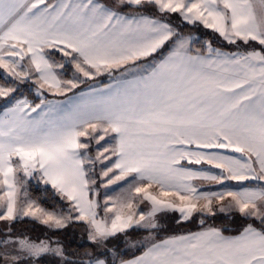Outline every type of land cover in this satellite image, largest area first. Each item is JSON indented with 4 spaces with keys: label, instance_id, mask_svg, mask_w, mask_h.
<instances>
[{
    "label": "snow or ice",
    "instance_id": "1",
    "mask_svg": "<svg viewBox=\"0 0 264 264\" xmlns=\"http://www.w3.org/2000/svg\"><path fill=\"white\" fill-rule=\"evenodd\" d=\"M183 23L234 50L194 48ZM0 100V264H115L107 245L130 229L144 251L120 264H264V0H0ZM217 211L235 234L158 237L169 213L203 226ZM26 219L51 235L17 233ZM74 224L91 249L54 238Z\"/></svg>",
    "mask_w": 264,
    "mask_h": 264
},
{
    "label": "trees",
    "instance_id": "2",
    "mask_svg": "<svg viewBox=\"0 0 264 264\" xmlns=\"http://www.w3.org/2000/svg\"><path fill=\"white\" fill-rule=\"evenodd\" d=\"M174 23H180L179 18H175L173 20ZM181 28L185 34H191L192 36H196L198 43L193 45L194 48L201 47L205 41H210L213 47L221 48L224 51L234 50L232 46L227 45L225 41L218 35V33L213 32L211 29L204 28L203 25L200 24H181ZM198 36V38H197ZM56 60H61V54L52 51ZM67 71L64 72V78H70L71 69L70 65H66ZM100 83H107L109 81V77L104 75L98 78ZM83 87V86H82ZM19 93L23 96H26L30 101L35 103H39V98L35 96V87L30 84L21 85L19 89ZM68 95H71L69 93ZM45 96L49 100H59L64 99V96H53L51 93H45ZM2 109H0L1 111ZM47 188V191H45ZM28 193L30 197L34 200H38L41 206L49 209V210H59L63 206V201L60 200L59 196L54 193V190L50 188V186H45L42 183H39L37 180H30L28 182L27 187ZM177 216L173 213L167 214V216L162 217L161 223L165 226L163 231L158 233L159 236L163 235H171V234H180L184 232H194L201 230L203 227L214 226L222 229H227L225 231L226 234H234L235 230L239 227L240 219L237 215L229 214V213H216L215 216H207L205 225H201L199 223L202 218L201 214L197 213L194 215L193 219L181 224L176 223ZM2 227V225H0ZM15 230L17 233H26L30 235L32 238H40L43 239L46 235H51L50 232L43 226L36 222L30 220H24L15 225ZM131 233L127 237L123 235H118L116 238H111L107 247L112 249V252H109L107 259L109 261L115 260V264H118L121 259L127 260L137 254H139L143 248L135 247L133 244L137 245V242L144 235L145 232L140 231L136 232L133 230H129ZM146 234V233H145ZM60 239L64 245L66 250L69 253L83 252L86 249H91V245L87 239V232L82 224H74L70 225L67 229L57 233L56 237ZM115 253L113 256L112 253ZM70 259L76 260L79 259L78 256L72 255L69 257ZM44 260L47 264H54L53 257H45Z\"/></svg>",
    "mask_w": 264,
    "mask_h": 264
},
{
    "label": "rangeland",
    "instance_id": "3",
    "mask_svg": "<svg viewBox=\"0 0 264 264\" xmlns=\"http://www.w3.org/2000/svg\"><path fill=\"white\" fill-rule=\"evenodd\" d=\"M197 24H199V23H197ZM191 25H192V24H191ZM200 25H202V24H200ZM218 35H219V34H218ZM193 38L196 39V36H195V37L193 36ZM197 38H198V36H197ZM196 40H197V39H196ZM54 100H55V99H54ZM59 100H60V99H59ZM2 104H3V100H0V105H2ZM198 167H200V166H198ZM205 167H207V166H205ZM215 171H218V170H215ZM30 180H31V179H30ZM30 180H29V181H30ZM29 181H28V182H29ZM26 187H28V184L26 185ZM218 189H219V186H215V190H218ZM100 199H101V200L103 199V190H101V197H100ZM142 207H143V206H142ZM145 210H147V209H145ZM217 212H218V213H221V212H219V211H217ZM225 213H226V212H224L223 214H225ZM227 213H228V212H227ZM173 214H175L177 217L179 216V213H173ZM229 214H232V213H229ZM161 222H162V221H161ZM201 230H202V229H201ZM145 235H147V233H146V234L144 233V235L142 236V238H140L139 241L137 242V245H136V244H133L136 248H137V247H141V248H143V247L140 245L139 242L142 241V240L144 239V236H145ZM164 236H165V235H163V236H159V235H158V237H161V238L164 237ZM166 236H168V235H166Z\"/></svg>",
    "mask_w": 264,
    "mask_h": 264
},
{
    "label": "crops",
    "instance_id": "4",
    "mask_svg": "<svg viewBox=\"0 0 264 264\" xmlns=\"http://www.w3.org/2000/svg\"><path fill=\"white\" fill-rule=\"evenodd\" d=\"M49 51H53V50H49ZM108 82H109V81H108ZM108 82H107V83H108ZM64 99H65V98H64ZM64 99H60V100H64ZM0 112H2V110H1ZM32 115L35 116L36 114L33 113ZM233 155L239 156L240 154H239V153H234ZM193 167H198V166H193ZM213 171H215V169H214ZM231 185H232L233 188L238 187V186L236 185L235 182H231ZM226 213H227V212H226ZM198 231H200V230H198ZM194 232H197V231H194ZM187 233H189V232H184V233H180V234H171V235H181V234H187ZM225 234H226V233H225ZM234 234H235V233H234ZM171 235H168V236H171ZM226 235H231V234H226ZM168 236H164V237H162V238L159 237V239L167 238ZM143 251H144V248H143V250H142L139 254H137V255H135V256H139V255H141ZM135 256H133V257H131V258H129V259H133ZM129 259H127V260H129ZM118 264H120V262H119Z\"/></svg>",
    "mask_w": 264,
    "mask_h": 264
}]
</instances>
